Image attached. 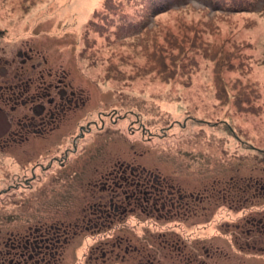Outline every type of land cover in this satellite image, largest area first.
Returning <instances> with one entry per match:
<instances>
[{"label":"rangeland","instance_id":"1","mask_svg":"<svg viewBox=\"0 0 264 264\" xmlns=\"http://www.w3.org/2000/svg\"><path fill=\"white\" fill-rule=\"evenodd\" d=\"M157 1L0 0L7 52L29 47L65 70L88 120L118 115L77 140L63 169L45 174L52 160L37 146L18 166L1 163L0 242L12 260L27 256L12 246L64 228L51 264H264V0ZM127 153L178 191L180 216L63 225ZM36 163L39 184L17 189L9 177Z\"/></svg>","mask_w":264,"mask_h":264},{"label":"flooded vegetation","instance_id":"2","mask_svg":"<svg viewBox=\"0 0 264 264\" xmlns=\"http://www.w3.org/2000/svg\"><path fill=\"white\" fill-rule=\"evenodd\" d=\"M2 34L0 32V155L3 156L0 157V186H5L8 184L5 182L8 175L1 168L5 159L12 160L13 157L12 161L18 166L22 163L21 157L37 146L52 160L45 174L54 162L57 169H63L67 158L76 153L77 140L91 132L93 127L96 132L103 130L104 118L110 120V125H116L112 119L118 115H114L116 111L111 114L100 112L88 120L81 92L71 85L68 73L63 69L61 72L46 69L45 57L39 56L29 47L7 52L6 46L1 45ZM126 117L123 115L119 120ZM98 124L101 127L98 128ZM105 131L108 129L97 133ZM6 154L9 155L4 156ZM125 155L127 158L116 159L110 167L98 171L95 180L91 182L94 192L89 200H85L82 212L71 224L69 221L63 222V225L74 231L106 230L114 223L130 221L138 216L136 213L148 217V220L170 219L172 213L180 216L182 198L178 191L168 188L171 190L168 192L164 177L147 166L148 169L142 167L141 162L128 153ZM34 165L31 173L26 171L25 175L13 174L9 177L13 184L16 180L21 184H17V189L23 185V189H27L32 184H39L41 179L34 172L40 165ZM10 187L14 188V185ZM155 212L159 217L154 216ZM38 232L35 231V235ZM61 232L66 231L57 228L53 236L49 235V240L36 236L32 237V242L28 238L23 246H12L18 252L25 249L27 256L23 260H12L13 256L7 252L8 247L5 245L8 241L4 238L0 242L4 244L2 250L0 247V264L57 262V251L48 246L55 244L53 241Z\"/></svg>","mask_w":264,"mask_h":264},{"label":"trees","instance_id":"3","mask_svg":"<svg viewBox=\"0 0 264 264\" xmlns=\"http://www.w3.org/2000/svg\"><path fill=\"white\" fill-rule=\"evenodd\" d=\"M152 1V3H154V2H156V4H158V1L157 0H151ZM241 1V0H240ZM239 1V2H240ZM239 4V3H238ZM157 8H158V6H157Z\"/></svg>","mask_w":264,"mask_h":264}]
</instances>
